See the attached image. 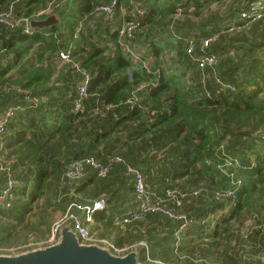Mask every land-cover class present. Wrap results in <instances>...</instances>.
Returning a JSON list of instances; mask_svg holds the SVG:
<instances>
[{
    "label": "trees",
    "instance_id": "obj_1",
    "mask_svg": "<svg viewBox=\"0 0 264 264\" xmlns=\"http://www.w3.org/2000/svg\"><path fill=\"white\" fill-rule=\"evenodd\" d=\"M110 1L69 0L61 11L62 25L31 33L0 24V117L7 106L22 108L0 135V190L9 178L16 181L12 206L0 211V245L26 225L39 199L44 211L55 207L64 213L71 203L87 204L103 195L106 207L95 211L91 232L117 247L144 241L142 262L148 255L173 264L187 252L185 264L196 259L201 264H261L264 233L254 229L244 237L242 226L235 239L228 223L247 207L264 223V7L259 17L248 19L241 13L257 0H139L144 14L135 47L149 61L147 72L133 68L116 42V29L129 18L132 3L119 0L127 11L118 15L117 6L111 22L94 13ZM45 2L0 0V12L12 4L16 16H29ZM94 16L103 21L78 30ZM204 39L210 42L202 48ZM62 49L89 76L75 113L83 75L68 64L55 74L53 59ZM201 53L217 56L214 71L197 65ZM13 69L16 73L10 74ZM134 97L133 105L128 101ZM220 145L223 149L217 150ZM89 156L109 164L105 175L87 165L80 178H65L71 163ZM225 158L232 162L228 171L243 181L234 205L213 197L214 189L226 186L225 170L218 167ZM127 165L145 175L146 188L165 208L197 220L177 247L178 223L161 211L121 228L114 225L115 217H124L137 204ZM213 215L214 227H207ZM4 218L8 224H2ZM44 219L26 227L36 229ZM240 219L242 225L247 222ZM114 227L118 230L110 239ZM193 235L198 241L187 239Z\"/></svg>",
    "mask_w": 264,
    "mask_h": 264
},
{
    "label": "built area",
    "instance_id": "obj_2",
    "mask_svg": "<svg viewBox=\"0 0 264 264\" xmlns=\"http://www.w3.org/2000/svg\"><path fill=\"white\" fill-rule=\"evenodd\" d=\"M69 0H46L44 5L38 9L35 13L29 16H16L13 10V5L11 4L6 10L0 12V24H5L9 28L22 27L23 31L26 33H31L32 30L29 27V21L32 18H41L48 16L54 12L60 11L65 8L68 4ZM131 4V11L129 18L124 19L121 24L116 29V42L123 54L131 61V66L135 69H144L147 72H150L149 61L146 57H143L140 52L135 47V33L140 29V17L143 16L144 10L140 6L139 0H129ZM119 6V0H111L108 4L101 5L95 8V14H103L104 21L111 22L114 17L115 10ZM264 7V3L262 0H257L254 2L248 11H244L241 13V18L255 19L259 17L260 10ZM179 13V10H178ZM90 26L94 27L93 21L90 22ZM81 28V24H79L78 30ZM210 39H204L201 42V47L205 48L208 46ZM192 44L188 47V52L191 53ZM189 53V54H190ZM58 58L64 63H68L70 67L77 72H80L83 75V79L81 80L79 86L77 87V95L78 97L74 100V107L72 111L75 113L78 111L82 104V98L86 95L87 92V84L89 80V76L87 72L81 67L80 63L74 58L71 57L69 50H59L57 52ZM197 65L200 68H210L212 71L215 70V67L218 63V58L215 54L212 53H201L196 58ZM143 85H145L143 83ZM223 86V84H222ZM142 87L139 86V88ZM226 88H230L227 84L224 86ZM27 101L36 105L38 103L37 98L26 97ZM136 98L130 99L128 102L130 104H135ZM16 111L15 106H7L5 112L2 117H0V135H2L7 127V123L14 116ZM223 146L220 145L217 150H222ZM117 161H120L119 157H115ZM209 163L208 160L205 161ZM231 161L228 158L223 159L222 164H219L218 167L223 171L225 170L227 182L226 186L222 188H216L213 191V197L218 201H226L229 204H235L237 192L241 188L243 181L240 177L235 174L234 170L228 171V166L231 165ZM89 165L95 168L98 172V175L103 176L106 174L109 164H101L98 162L93 156L85 157L79 161H75L71 163L66 172L65 178L74 179L80 178L84 174V168ZM127 174L132 177L133 182V190L135 193L137 204L133 209H130L126 212V215L123 217H115L114 225L123 227L125 224L133 221L142 219V217L147 212L161 211L170 218H173L177 221L178 225L175 229L176 242L175 247L179 245V240L183 233L187 230V228L195 223L197 220L193 217H189L186 213L182 211H177L172 208H165L160 200H155L153 198V194L149 191L145 186V175L137 168H134L130 165H127ZM16 181L12 178H9L6 186L0 190V211L8 210L12 206V202L15 199L14 194V185ZM194 193H198L197 190ZM169 196L174 198V192L169 191ZM176 205H180V201L176 198ZM106 207V202L104 196L102 195L99 198H96L91 203L87 204H79V203H71L68 205L67 209L64 213L60 214L56 219H54L50 225L49 232L44 240L40 243V245H33V243H26L23 246H15L6 248L4 246H0V254H16L19 252H23L29 249L48 246L54 244L59 239L60 229L64 225H70L72 230L76 233L79 240L82 243L90 244L97 243L101 246H104L110 249L113 253L118 255H123L133 250L135 245H125L121 247L115 246L113 242H111L107 238H103L98 236L96 233L91 232L90 226L94 222V213L95 211L102 210ZM253 215V220L250 223L253 225L250 228H246V232L243 234L244 237H247V234H250L254 229H260L264 233V223L260 222V218L256 219ZM259 217V216H258ZM206 221V219H205ZM259 221L260 223H258ZM204 222V220H202ZM141 246H145L144 241L138 243ZM33 246V247H32ZM146 263L151 264H167L159 260L150 259L149 256H146Z\"/></svg>",
    "mask_w": 264,
    "mask_h": 264
},
{
    "label": "water",
    "instance_id": "obj_3",
    "mask_svg": "<svg viewBox=\"0 0 264 264\" xmlns=\"http://www.w3.org/2000/svg\"><path fill=\"white\" fill-rule=\"evenodd\" d=\"M63 8L62 10H64ZM29 21L31 29H44L63 24L61 11ZM0 264H151L139 260V252L130 250L118 255L97 243H82L71 226L60 229L56 243L16 254H0Z\"/></svg>",
    "mask_w": 264,
    "mask_h": 264
},
{
    "label": "rangeland",
    "instance_id": "obj_4",
    "mask_svg": "<svg viewBox=\"0 0 264 264\" xmlns=\"http://www.w3.org/2000/svg\"><path fill=\"white\" fill-rule=\"evenodd\" d=\"M33 210L32 212H30L27 217H26V225L32 223H37L39 222L41 219H44V223L40 226H36V229H31L30 227H26V225H23L20 229V231L13 233L9 239L6 240V242L1 243L3 245L0 246H4L6 248L9 247H15V246H23L26 243H33V245H40V243L42 242V240H44L49 232V228L50 225L52 223V221L54 219H56L58 216H60V214L63 212L62 210H60L59 208H55V207H47L46 210L44 211V201H42V199H39L36 203L33 204ZM247 207V206H246ZM245 207V208H246ZM245 209H243L241 211V214L239 216L235 215V217L228 223V226L230 228V231L232 232V234H234L235 239H238V236L241 237V227L244 226L246 228H250L253 223H250L249 219H250V215L255 213V211H253L251 213V211L249 210V208L247 207V210L244 211ZM252 210V209H251ZM43 215V216H42ZM228 215V212L226 213L223 212L222 216H226ZM243 217V220L247 221L244 222V224H241V219L240 217ZM221 217V216H220ZM9 219L4 218L2 220V224H8ZM12 224V223H11ZM224 226V225H223ZM114 229L115 233L118 230V227H114L112 228ZM246 231L243 232V234ZM194 237H187V239L190 240H194V241H198L196 235H193ZM114 242V241H113ZM229 242L231 243V245H233L232 241L229 240ZM135 244V243H133ZM127 245V244H126ZM139 244H136L133 247V250H137L139 252L140 249ZM33 247V246H32ZM186 253L185 254H180V259L177 262H174L173 264H185L184 260L186 259ZM188 255V253H187ZM263 260V261H262ZM141 261V260H140ZM261 264H264V255L261 257ZM202 262H198V259H196V261H194L193 264H201Z\"/></svg>",
    "mask_w": 264,
    "mask_h": 264
},
{
    "label": "crops",
    "instance_id": "obj_5",
    "mask_svg": "<svg viewBox=\"0 0 264 264\" xmlns=\"http://www.w3.org/2000/svg\"><path fill=\"white\" fill-rule=\"evenodd\" d=\"M123 2V1H122ZM124 4V2L123 3H121L120 4V6H119V8H118V10H117V12H118V15H123L124 13H126V11H127V9L125 8V6L123 5ZM130 11H131V9H130ZM130 11H129V13H130ZM127 15H128V13H127ZM92 19V21L94 20V22L96 21V24H97V22L99 21V20H102L103 21V19H102V16H94V17H92L91 18ZM90 22L91 21H89V22H87V19L84 21V22H82L81 23V25H83V27H85V25H87L88 24V26H90ZM100 27H102V26H100ZM34 49V48H33ZM144 49V47L143 46H141V50H143ZM30 53H31V51L28 53V55H27V57L26 58H28L29 57V55H30ZM57 54V53H56ZM53 64H54V66H55V69H56V71H55V74H58V73H61L62 71L64 72L66 69H67V67H66V65L65 64H68V63H64L63 61H61L59 58H58V55H56L55 57H54V59H53ZM69 65V64H68ZM16 71H17V69H13L11 72H10V74H14V73H16ZM13 87H15V85H12ZM5 90V89H4ZM18 112H22V108L18 105V107L16 108V111H15V114L16 113H18ZM14 114V115H15ZM254 214H256V213H254ZM253 214V215H254ZM215 215H213V216H210V218L209 219H207V220H209V223L207 224V227H211V228H213L214 227V224H215V217H214ZM255 218L257 219H259V217L256 215L255 216ZM206 220V221H207ZM252 220H253V216H251V218H250V222H252ZM205 221V222H206ZM211 224V225H210ZM97 234L99 233L100 234V232H96ZM103 233V232H102ZM98 234V235H99ZM115 235V232L113 233V234H111V236H110V239H114V236ZM210 239H212V237H210ZM215 239V238H214Z\"/></svg>",
    "mask_w": 264,
    "mask_h": 264
}]
</instances>
